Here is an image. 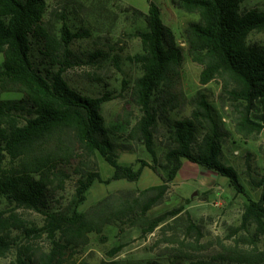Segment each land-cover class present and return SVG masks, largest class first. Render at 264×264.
Masks as SVG:
<instances>
[{"label": "trees", "instance_id": "16d2710c", "mask_svg": "<svg viewBox=\"0 0 264 264\" xmlns=\"http://www.w3.org/2000/svg\"><path fill=\"white\" fill-rule=\"evenodd\" d=\"M173 1L198 16L183 28V39L190 59L201 66L199 83L219 80L220 103L228 101L231 106L235 133L244 140L257 139L264 129V46L251 41L250 35L264 32V9L244 7V0ZM147 2L146 12L128 7L129 15L143 27L132 33L140 40L141 49L130 61L139 66L141 75L127 93L128 101L138 110L135 122L127 123V136L133 144H143L152 160L139 159L135 168L134 163L120 161L117 155V150L133 151L134 145L118 143L101 114L103 104L113 97L110 91L88 96L65 78L70 69L97 64L109 54L96 49L82 59L71 48L81 33H73L65 21L56 29L52 13L46 17V0H0V92L20 94L16 99H0V197L11 205L40 213L42 230L54 239V248L43 263L20 248L12 264H60L64 252L74 251L88 233H100L105 225L127 221L144 235L164 226L167 216H173L178 208L155 217L146 214L161 202L184 159L226 177L236 191L243 192L235 168L222 161L229 131L202 92L188 96L177 88L183 49L173 30L162 22L156 3ZM80 31L86 34L84 29ZM187 106V115L170 117V113ZM161 125L166 126L167 135L163 136L168 142L164 161L158 163L154 139ZM94 156L102 157L112 168L108 179L103 180L92 168L90 159ZM144 167L161 182L109 194L86 210H79L96 180L135 182ZM67 171L76 176L72 207L58 208L54 198L69 176ZM262 186L258 200L247 199L240 224L234 228L249 234L250 228L254 230L248 238L253 244L251 250L228 252L229 258L238 263L264 264V248L254 241L255 237H264V176ZM190 226L196 228L193 223ZM13 230L26 238L39 232L23 226L13 215L4 217L0 213V257L18 247ZM217 259L223 258L220 255ZM192 264L217 262L199 260Z\"/></svg>", "mask_w": 264, "mask_h": 264}, {"label": "rangeland", "instance_id": "374dc122", "mask_svg": "<svg viewBox=\"0 0 264 264\" xmlns=\"http://www.w3.org/2000/svg\"><path fill=\"white\" fill-rule=\"evenodd\" d=\"M159 7L162 22L170 27L183 49V68L181 72V88L188 96L202 92L214 107L218 118L229 131V137L223 144L222 161L235 168L239 175L243 192L236 191L226 177L206 171L196 165V170L188 169L185 164L169 184L161 202L154 205L146 214L155 217L162 213L179 209L168 215L164 226L155 228L146 235L141 234L138 226H131L125 221L119 225H105L100 233L90 232L86 238L78 242L74 251L64 252L60 264H87L112 262L115 264H192L199 260H215L217 264L238 263L228 252L251 250L248 238L254 235L243 229L235 231L240 224L241 213L247 199L258 200L262 191L264 176V129L255 140H244L234 131L230 120L231 106L228 101L220 103L221 86L219 80H212L205 85L199 83L201 66L193 62L187 54L183 39V28L197 20L195 13L180 9L173 0H153ZM47 15L59 29L65 21L73 33H81L75 38L71 48L82 59L86 60L88 52L96 49L105 50L109 56L99 63H87L70 69L65 74L67 82L88 96H96L108 90L112 98L105 102L101 109L105 126L118 143H132L127 134L137 116L138 110L128 101V90L132 82L141 75L139 66L130 58L141 49L140 40L132 35L143 23L129 15L134 7L147 11V0H46ZM244 7L264 9V0H244ZM85 30L86 34L80 31ZM250 40L264 46V32H253ZM0 54V65L2 62ZM20 94L0 92V99H16ZM189 107L177 109L170 117L178 118L189 113ZM166 126L161 125L154 139V150L158 163H163L168 140ZM129 139V140H128ZM133 151L117 150L120 161L139 165V159L152 162L150 154L141 143L134 142ZM91 166L106 180L112 168L100 156L91 157ZM188 163L186 159L183 160ZM64 186L55 195L58 208H71L74 198L76 176L68 172ZM208 174L214 175L213 177ZM216 176V177H215ZM156 174L148 167L135 182L112 180L109 183L96 180L86 194V200L79 210H86L91 204L109 194L121 191H135L151 186L157 181ZM161 182L160 179L158 180ZM0 213L2 216H14L16 220L28 228L37 229V235L26 238L19 230H13L18 247L12 248L5 256L0 257V264H12L18 249L24 248L41 263L54 248V239L42 230L43 216L33 210L14 206L0 197ZM190 223L195 227L191 228ZM193 229L195 231H193ZM257 247L264 248V237H255ZM118 247V249H116ZM235 253V252H234ZM223 259H217L220 256ZM53 264H58L54 262Z\"/></svg>", "mask_w": 264, "mask_h": 264}, {"label": "crops", "instance_id": "0c3cea01", "mask_svg": "<svg viewBox=\"0 0 264 264\" xmlns=\"http://www.w3.org/2000/svg\"><path fill=\"white\" fill-rule=\"evenodd\" d=\"M188 163H185L184 161H183V165H182V168L181 169H183L184 168V166H185V164L188 166V169H193L194 171L196 170V165H193L190 161H187ZM180 169V170H181ZM143 172H144V169H143V171H142V174H143ZM141 174V175H142ZM209 176H211V177H213L214 175H211V174H208ZM141 177V176H140ZM216 177V176H215ZM159 178L157 177V181H155L154 182V184H152V185H156V184H159Z\"/></svg>", "mask_w": 264, "mask_h": 264}]
</instances>
